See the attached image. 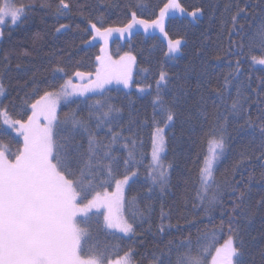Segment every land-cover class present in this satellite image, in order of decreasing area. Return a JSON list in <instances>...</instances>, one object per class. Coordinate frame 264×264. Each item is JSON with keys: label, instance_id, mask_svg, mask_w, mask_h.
Segmentation results:
<instances>
[{"label": "trees", "instance_id": "obj_1", "mask_svg": "<svg viewBox=\"0 0 264 264\" xmlns=\"http://www.w3.org/2000/svg\"><path fill=\"white\" fill-rule=\"evenodd\" d=\"M12 2L26 11L15 26L1 29L0 83L5 92L0 109H7L12 119L27 120L30 107L26 101L34 92L38 98L45 90L59 89L77 71L93 73L97 57L106 55L102 44L89 45L92 23L101 30L120 28L131 21L135 12L138 20L151 25L160 19V10L169 0H66L68 9H62L60 0ZM177 2L185 11L170 9L164 16L163 29L170 41L183 42L178 56L167 57V44L158 34L160 27L139 25L130 37L110 46L112 57H135L131 90L107 89L69 101L58 109L59 120L74 114L87 124L88 131L78 130L75 140L82 150L87 149L91 133L100 143L97 151L101 155L110 149L118 158L121 174L126 159L130 160L128 174L136 173L124 189L121 209L124 219L133 225V233L120 235L108 230L100 215L88 239L82 242V256L87 258L95 250L106 252L115 261L130 250L131 264H154V258L168 264L170 259L175 260L181 244L190 242L195 252L198 246L215 239L218 247L227 239L230 217L235 215L234 226H238L243 240L241 259L244 264H264V206L257 207L264 200V161L255 159L264 144L260 132L264 123V65L252 62V56L264 58V51L259 46L249 50L264 24V0ZM239 8L245 11L233 26L232 16ZM196 9H200V16L191 22L184 13ZM62 24L67 27L57 31ZM237 61L238 73L234 71ZM58 66L64 71L55 72ZM161 71L167 73V83L161 86L160 96L174 113L164 132L162 163L167 176L163 191L152 181L150 159L154 131L167 123L154 103ZM225 77L230 81L226 87ZM238 87L242 108L234 114L231 105ZM109 107L120 111L105 118ZM246 121H251V126ZM0 131V144L14 158L21 140L5 130L1 120ZM213 131L217 138L224 136L225 147L206 195L202 193V202L198 198L200 170ZM114 133L119 134L115 142ZM242 154L246 159L235 167ZM231 184L246 191L247 211L243 215L232 212L239 191L233 192ZM97 190L112 192L115 185ZM213 194L218 199L209 208ZM90 226L84 224L85 228ZM114 248L119 255L113 254Z\"/></svg>", "mask_w": 264, "mask_h": 264}, {"label": "snow or ice", "instance_id": "obj_2", "mask_svg": "<svg viewBox=\"0 0 264 264\" xmlns=\"http://www.w3.org/2000/svg\"><path fill=\"white\" fill-rule=\"evenodd\" d=\"M60 5L62 9L69 8L66 0H60ZM170 9H178L181 13L185 11L177 0H169L160 10V19L153 20L151 25L146 20H137L136 13L132 12L131 21L124 28H107L102 31L96 23H92L91 28L100 36L113 31L123 33L137 23L146 27H160L163 31L162 20ZM25 11L13 7L5 0L0 4V25H4L9 17L11 24L15 25ZM199 11L200 9H196L188 15L195 18ZM244 11V8H239L232 16L233 26L238 22L237 17ZM66 27L67 25L62 24L57 31ZM257 36L258 39L249 44L250 51L256 46L264 51V24L260 26ZM180 44V40L170 41L169 52L179 51ZM97 60L100 61V66L96 69V80L92 85L81 88L69 78L59 89L45 90L38 98L34 92L29 101H26L32 110L27 120L12 119L7 109H0V118L4 124L23 137V146L13 154L14 158L6 155L5 147L0 144V264H131L130 250L115 261L111 260L106 252L95 250L87 258L83 257L82 239L87 236V232L79 227L80 222L77 220L79 215L87 216L93 209H104L100 214L106 228L115 229L125 235L133 233V225L124 219L121 213L125 202L124 186L136 175L135 172H132L131 176L128 174L130 168L127 166L130 160H124L126 168L121 174L119 160L111 154L110 149L102 155L97 151L100 143L95 135L89 133L86 150H82L83 146L75 142L78 130L88 131L87 124L82 119H78L74 114L66 115L63 121L57 117L58 104L64 98L77 93L83 94L92 86L103 87L113 79L128 86L135 57L125 54L119 61H112L110 58L106 60L105 57L98 56ZM252 62L264 65V58L257 59L252 56ZM239 65L240 62L237 61L234 70L236 73L239 71ZM54 71L63 72L64 69L58 66ZM75 75L82 78L85 73L77 71ZM166 83L167 73L161 71L156 81L157 96L154 103L158 105L166 121L171 122L174 113L160 96L161 86ZM228 83L230 81L225 77V87ZM4 92V86L0 83V96ZM241 96L242 92L238 87L237 98L231 105L234 114H239L242 108ZM33 100L34 102H31ZM119 111L120 109L109 107L104 117L108 118L111 113ZM41 117L45 122L43 126L40 124ZM108 122L110 124L111 120ZM246 123L251 126V121ZM109 131L112 129L109 128ZM163 131V128L157 126L152 152L153 160L159 168L158 175L152 176V181L159 183L162 191L166 187V170L160 163L159 156L164 150ZM260 132L264 138V123L260 125ZM117 135L119 134H113V142ZM209 144L212 146L211 159L206 157L205 166L200 170L201 190L205 195L208 181L212 177V160L223 153L225 138L223 135L217 138L213 131ZM129 157H132L131 152ZM244 159L246 157L242 154L241 161L235 167H239ZM255 159L264 161V144ZM112 184L115 185V191L97 190L106 189ZM229 187L233 192L239 191L233 202L232 212L235 214L239 211L243 215L247 211L246 191L236 189L234 184ZM198 198L203 202L204 195L198 193ZM217 199L216 194L209 198V208L216 204ZM261 206H264V200L257 203V207ZM248 218L251 219V213ZM235 220V215L230 217L227 239L218 247L216 245L219 242L215 239L211 243L198 246L195 252L190 242L181 244L177 248L175 260L170 259L168 264H244L241 259L244 255L243 240L239 237L238 226H234ZM215 235L214 233L213 236ZM112 252L119 255L118 249L114 248ZM154 264H164V261L154 258Z\"/></svg>", "mask_w": 264, "mask_h": 264}, {"label": "rangeland", "instance_id": "obj_3", "mask_svg": "<svg viewBox=\"0 0 264 264\" xmlns=\"http://www.w3.org/2000/svg\"><path fill=\"white\" fill-rule=\"evenodd\" d=\"M4 2H5V0H2V3H4ZM8 2L11 3V4L13 5V7H15V8H21V9H23L22 7L15 6V5L13 4L12 0H8ZM177 12L181 13L180 11H177ZM184 16H185L187 19H189L191 22H193L196 18H198V17L200 16V12L197 13V16H196L195 18H193L192 16L188 15V13H184ZM166 17H167V16H166ZM166 17L163 18V20H162V25L164 24V21H165ZM137 20H138V19H137ZM18 22H19V21H18ZM18 22H17V23H18ZM17 23H16V24H17ZM16 24H15V25H16ZM149 24H150V23H149ZM5 25H7V26H9V27H13V26H15V25L11 24L10 17H9V18H6V22H5V24H4V25H0V32H1L2 27L5 26ZM139 25L141 26V25H143V24H139V23H137V24H134V25H133L132 29L127 30V31H124L123 33L119 32V31H113V32H111V33L106 34L105 36H100V35H98V34H97V33L91 28L92 33H93V37H95V38H93V37L91 38V40L89 41V45H93V44H95V43H100V44H102L101 46L104 47L105 50L107 51L106 55L104 56V57L106 58V60H107L108 58H110L112 61H119L121 57H124V56H125V54H124V55H120V56H118V57H112V56L110 55V46H111V44L114 43V41H123V40L127 39L128 37H130L131 34L137 29L136 27L139 26ZM125 26H126V25H125ZM125 26L120 27V28H124ZM113 29H118V28H113ZM102 31H103V30H102ZM158 34H159V36H160V37L166 42V44H167V57H169L170 59H173V58H175L176 56H178L179 53H180V48H179V51H177V52H173V53H170V52H169V42H170V40L167 38V36H166V34H165V32H164V29H163V31H161V28H160V29L158 30ZM0 37H1V35H0ZM180 41H181V40H180ZM182 44H183V42L181 41L180 47L182 46ZM128 55H130V54H128ZM131 56H132V55H131ZM99 66H100V61L97 60V65H96L95 71H94L93 73H90L91 75L85 74V76L82 77V78H81V77H77V76L75 75V76L71 79L72 82H73V84L78 85V86H80L81 88H83V87L86 86V85H92V82L96 80V69H97ZM134 72H135V62L131 65V78H130V80H129V82H128V86H125L123 83H118L115 79H113L110 83H106V84H104L103 87H100V88H97V87L92 86V87H90L87 91H84L83 94L77 93V94H75V95H72V96H69V97H67V98L62 99V100L59 102V104H58L57 112H58V109L60 108L61 105L65 104V103H67V102H69V101H72V100H75V99H84V98L90 97V96H92V95L99 94V93H101L102 91L107 90V89H111V88H115V87H124L126 90H131V86H132L131 83H132V80H133V74H134ZM2 96H3V95H2ZM2 96H0V100H1ZM31 111H32V110H31V108H30V114H29V115H31ZM0 120H1V123H2L3 127L5 128V130L11 132L14 136L18 137V138L21 140V143H22V146H23V137L20 136L16 131L12 130V129L9 127V125L4 124L2 118H0ZM44 123H45V122L43 121V118L41 117V120H40V124H41V126H43ZM168 126H169V122H167V126H163V127H162V128L164 129V131H163V133H162L163 136H164V132H165V130H166V128H167ZM17 127H18V126H17ZM156 129H157V128H156ZM156 129H155L154 134H153L152 150H151V155H150V159H151V168H152L153 176H154V175H158V172H159V168L157 167V163L153 160V156H152V152H153V142H154V135H155V133H156ZM218 138H219V137H218ZM22 146H21V148H22ZM211 147H212V146L208 143V146H207V156H206V157H208L209 159H211V153H210V148H211ZM5 149H6V147H5ZM216 151L219 152V149H217ZM163 154H164V150H163L162 152L159 153V156H160V163H161V164H163V163H162V157H163ZM6 155H7V149H6ZM220 156H221V155H219L216 159L212 160V168H211L212 175H213L214 168H215L216 164H217L218 161L220 160ZM163 166H164V165H163ZM204 166H205V162H204V164H203V167H204ZM203 167H202V168H203ZM164 169L166 170V168H164ZM166 176H167V170H166ZM132 178H133V176L131 177V179L129 180V182L132 180ZM211 180H212V177H211V179L208 181V186H209ZM200 182H201V174H200ZM157 184H159V183H157ZM126 186H127V185L124 186V189H125ZM207 188H208V187H207ZM114 191H115V190H114ZM202 193H203V192H202V190H201V184H200V194L202 195ZM103 211H104V209H100L99 211H97L96 209H93L91 212H89V213L87 214V216H84L83 214H81V215H79V216L77 217V220L80 222V223H79V227H81L82 229H84V230L87 232V236H86L85 238L82 239V242H86V240L88 239V233H89V231H92V230H93L92 228L95 226L96 223H98V221H99V219H100V215H101L100 213L103 212ZM101 217H102V220H103L102 223H103L104 226H105L103 216L101 215ZM85 223H88V224H90L91 226L85 228V227H84V224H85ZM107 229H108V228H107ZM108 230H110V231H112V232H114V233H118V234H120V235H125V234H123V233H120V232L116 231L115 229H108ZM129 234H131V233H129ZM129 234H128V235H129ZM213 254H214V253H213ZM119 259H120V258H119Z\"/></svg>", "mask_w": 264, "mask_h": 264}]
</instances>
